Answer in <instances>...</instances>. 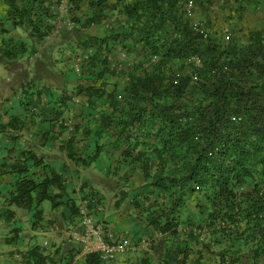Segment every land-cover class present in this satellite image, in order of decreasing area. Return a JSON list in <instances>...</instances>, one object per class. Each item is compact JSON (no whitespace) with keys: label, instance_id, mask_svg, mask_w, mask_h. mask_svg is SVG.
<instances>
[{"label":"trees","instance_id":"1","mask_svg":"<svg viewBox=\"0 0 264 264\" xmlns=\"http://www.w3.org/2000/svg\"><path fill=\"white\" fill-rule=\"evenodd\" d=\"M60 1L0 0L6 9L0 33H10L7 23L35 41L49 38L60 17L53 6ZM85 4L88 13L82 15ZM263 4L68 0L72 26L85 30L107 24L104 36L78 42L89 83L76 88L82 105L73 131L93 147L89 156L73 152L69 159L82 169L101 165L111 177L118 176L115 170L123 172L118 179L123 192L113 198L116 209L130 197L124 179L140 172L144 182L131 189L137 194L131 201L159 235L151 245L157 258L146 255L140 264H264V24L243 26L248 12ZM0 48L17 58L26 54L28 43L1 39ZM116 54L124 56L120 68ZM111 77L124 80L123 88L108 89ZM24 162L13 171L6 218L11 222L13 207L22 208L37 225L45 201L53 210L62 203L71 210L64 233L61 224L51 226L65 238L56 248L57 262L40 245L27 251L25 262L74 264L80 246L67 231L86 201L97 221L105 223L98 217L106 209L104 196L84 181L87 195L69 205L53 192L64 190L62 174L36 172L46 167L35 154ZM81 261L111 263L97 254Z\"/></svg>","mask_w":264,"mask_h":264},{"label":"crops","instance_id":"2","mask_svg":"<svg viewBox=\"0 0 264 264\" xmlns=\"http://www.w3.org/2000/svg\"><path fill=\"white\" fill-rule=\"evenodd\" d=\"M1 23L5 24V20L1 21L0 17V25ZM59 25L60 22L57 23L56 29ZM6 27L9 31L13 29L8 24ZM16 36H13L12 33H0V42L1 39L18 38ZM3 50L5 49L0 48V158H2L0 159V168L4 174L15 177L13 173L16 169L15 166L22 162L25 163L26 158L35 154L37 158L43 159L46 167L45 171L37 169L36 172L39 171L41 175L62 174L65 178L64 190L55 189L53 191L55 194H61L59 200L69 201V205L75 202L80 204L88 191L82 189L81 183L90 179L84 175L82 178L78 174V171L82 168L76 165L73 160H71V163L69 162V155L73 152L86 155V142H88V140L82 141V136L73 131L77 119L76 112L79 108L78 105L73 103L76 97V88L79 86L78 80L73 83V79L63 75V65L60 64L61 59L53 58L55 60L54 67L56 69L60 68V72L56 77H64L63 82L56 77L52 78L47 84L33 82V79H31V82L27 83L23 90L21 88L24 84L19 88H15L11 82L14 80L16 83L19 82L20 78L25 76L23 74L25 73V67L35 59L25 55L15 58L16 55L3 54ZM7 76H10L11 80H9L8 85L4 86L2 85L3 77ZM65 82L68 85L67 88H64ZM32 163L33 161L28 160L25 165L30 167ZM13 180L14 178L10 180V184ZM61 205L62 207L53 211L57 216H55V219L44 215V218L37 225H33L34 221L29 220L31 231H29L28 237L30 240L24 237L21 232L26 231V224L22 230L19 227L12 229L7 238L13 241L9 243L7 238L5 239V243L11 244V248L0 256V264H30L17 258L25 259L27 258L25 256L27 249L32 246H41L42 242L37 240L33 244L32 240L36 236L43 238V241L51 239L52 243L47 247L48 249L44 250V254L50 255L51 260L57 262L58 257L55 255V251L58 246L65 243V238L58 233L52 237H48V234L53 231L51 227L53 222L54 224L59 222L63 226L62 228L65 229L69 227V218L66 219L69 217L71 210L66 208L63 203ZM98 217L103 218V221L108 223V218L103 211ZM21 220H23L21 217L13 214V223ZM20 240L23 243H20Z\"/></svg>","mask_w":264,"mask_h":264},{"label":"rangeland","instance_id":"3","mask_svg":"<svg viewBox=\"0 0 264 264\" xmlns=\"http://www.w3.org/2000/svg\"><path fill=\"white\" fill-rule=\"evenodd\" d=\"M56 2V0H54ZM0 4V17L1 21L5 20V7ZM60 6L54 5L53 8L56 10L60 17L57 20V23L60 22L59 27L56 29L58 32H54L52 36L49 38H45L42 41H35L31 37H29L28 33L24 30H13L10 29V33L13 36L18 37L28 43V50L25 56H29L31 59H35L25 67V76L20 78L19 83L14 80L11 84L15 88L27 86V83H30L31 79L33 82H37L40 84H47L51 81L52 78H55L56 75L60 72V68L56 69L54 67L53 58L61 59L60 64L63 65V75L70 77L73 79V83H76L78 80L79 85L88 84L89 81H85L83 72V64L86 59V55L83 53L81 48H77L79 45V41L81 38L85 36H104L106 33V25L102 24L98 26H91L86 28L85 30H79L78 27L72 26L69 21L70 14L68 13V0H61L59 3ZM215 9V8H214ZM192 11V16H193ZM88 13L87 5H83L82 15ZM198 13L196 12V16ZM65 18L68 20H65ZM114 18V17H113ZM112 18V19H113ZM64 19V21H63ZM264 24V4L259 11H249L245 16L243 21L244 28H255ZM7 25V24H6ZM124 56L120 54H116V58L114 59V64H117V67H121ZM86 61V60H85ZM61 75V74H59ZM5 76V75H4ZM78 76V77H77ZM10 76L3 77L2 85H8ZM77 77V78H75ZM61 82L64 81V77L57 76ZM75 81V82H74ZM108 89L116 87L118 89H122L125 85L124 80L118 77H111L106 80ZM68 85L64 84V88H67ZM61 88H63L61 86ZM79 100V101H78ZM73 103L78 105L80 109V105H82L81 99L76 95ZM92 146H87L88 156L92 153ZM2 159V158H0ZM71 163V159H69ZM115 163V162H114ZM114 165V164H113ZM114 170V169H113ZM118 173V176H108L107 171L102 169L101 165L95 166L93 165L91 168H86L78 171V174L83 178V175L89 177L90 183L94 187L97 192H101L104 196L103 201L106 209L103 213L108 218V226L111 227L112 231L116 232L120 236H124L132 246V249L127 252L125 255L119 257L116 261L111 262L109 264H140L143 257L146 255L154 256L157 258V252L152 251L151 245L154 243V240L158 238V233L149 225L146 214H142V210H134V206L132 204L131 199L133 196L137 195L136 192H133L140 189V185L144 182L140 172L133 173L130 177L124 179L123 186L128 190L130 195L129 198L125 200L120 209H116V198L115 195H120L123 191L120 190V186L118 185V179L123 174L122 171L115 170ZM15 179L10 174H4L2 169L0 168V256L4 254L9 248H11V244L5 243V239L10 235V232L15 227H19L21 230L24 228V225H27L26 231H21L24 237H27L28 233L31 231L29 228V220H32V213L28 210H24L22 208L13 207V211L21 217L23 220L18 221L17 223H13L11 219H7L6 209L4 201L8 198V193L11 190L10 180ZM121 188V189H125ZM133 189V190H131ZM115 198V200L113 199ZM78 200L77 198L75 199ZM114 200V201H113ZM41 209L44 210V214L48 218L55 219L56 213H54L53 208L49 201H45ZM141 210V211H140ZM57 217V216H56ZM59 224V222H57ZM61 228L63 227L60 225ZM64 230H61L64 233ZM61 233V232H60ZM32 232L30 233V235ZM57 233L51 231L48 234V237L55 236ZM22 236V235H21ZM139 238V240L136 238ZM23 237V238H24ZM22 238V237H21ZM37 241L42 242L41 246L44 242L52 243L51 239H46L43 241V238H39L38 236L34 237L32 242L33 244ZM138 241V242H137ZM22 240H20V243ZM23 243V242H22ZM137 243V244H135ZM23 246V244H22ZM30 251V249H27ZM17 256V254H16ZM21 257V256H20ZM17 258V257H14ZM25 262L27 258H17ZM77 264H84L82 261H78ZM202 264H209V262H203Z\"/></svg>","mask_w":264,"mask_h":264},{"label":"built area","instance_id":"4","mask_svg":"<svg viewBox=\"0 0 264 264\" xmlns=\"http://www.w3.org/2000/svg\"><path fill=\"white\" fill-rule=\"evenodd\" d=\"M192 11L193 7H190L189 15H192ZM90 203L86 201L79 207L76 225L67 231L69 238L80 246L74 261L97 254L103 261L113 262L129 252L132 246L124 236L112 231L106 222L97 221L95 214L88 208ZM49 245L50 243L46 241L42 246L46 249Z\"/></svg>","mask_w":264,"mask_h":264},{"label":"clouds","instance_id":"5","mask_svg":"<svg viewBox=\"0 0 264 264\" xmlns=\"http://www.w3.org/2000/svg\"><path fill=\"white\" fill-rule=\"evenodd\" d=\"M57 247V246H56ZM47 249V248H46ZM46 249H44V250H46ZM80 261V260H79ZM75 262V261H74ZM78 262V261H77ZM77 262H75V263H77Z\"/></svg>","mask_w":264,"mask_h":264}]
</instances>
